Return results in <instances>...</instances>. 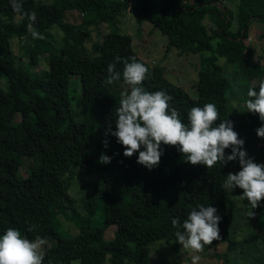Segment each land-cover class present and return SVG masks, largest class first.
I'll list each match as a JSON object with an SVG mask.
<instances>
[{
    "label": "trees",
    "instance_id": "trees-1",
    "mask_svg": "<svg viewBox=\"0 0 264 264\" xmlns=\"http://www.w3.org/2000/svg\"><path fill=\"white\" fill-rule=\"evenodd\" d=\"M23 10L36 13L32 29L56 25L63 36L60 47L49 45L42 52L26 48L27 65H19L11 38L31 39L29 21L12 9L10 0H0V234L15 227L29 239L40 236L54 241L44 251L43 264H150L154 241L177 243L172 219L182 223L191 209L202 204L215 207L221 217L220 239L213 243L227 242L231 250L235 244L231 192L222 184L233 161L212 168L194 166L184 161L177 148L166 145L152 170L137 163L138 153L125 157L123 146L105 132L109 126L115 130L120 92L128 86L122 77L111 85L105 79L107 65L115 57L135 56L150 72L142 86L169 94L183 120L191 107L208 102L217 106L220 120H230V81L217 60L239 62L250 81L264 78V56L252 59L243 35L257 21L263 24L264 38V0H238L234 10L223 0H23ZM70 10L80 12L79 22L65 19ZM125 11L160 30L174 29L182 13L197 16L201 21L197 47L207 54L200 57L196 98L170 82L160 67L142 59L128 34L106 32L87 45L92 29ZM42 54L47 68L35 69ZM117 68L122 71L123 64L117 62ZM72 76L79 79V121L72 119L68 94ZM248 115L252 132L248 148L264 157L255 131L262 122L258 115ZM101 153L111 162L99 163ZM23 158L37 162L26 176L19 174ZM77 171L95 177L91 192L82 200L83 214L68 198V176ZM61 211L77 232L63 228ZM258 212L264 222V200ZM111 225L116 229L106 239L105 230Z\"/></svg>",
    "mask_w": 264,
    "mask_h": 264
},
{
    "label": "clouds",
    "instance_id": "clouds-1",
    "mask_svg": "<svg viewBox=\"0 0 264 264\" xmlns=\"http://www.w3.org/2000/svg\"><path fill=\"white\" fill-rule=\"evenodd\" d=\"M10 4L15 12L22 13V18L29 21L32 37L43 39L32 29L36 13L24 11L23 0H10ZM117 62L123 64L122 71L117 68ZM149 76L148 66L135 56H117L107 65L105 84L111 85L122 77L128 87L120 92L115 130L109 126L105 136L110 134L117 139L123 146L125 157L138 153L137 163L149 170L158 166L163 155L162 145L177 148L184 161L194 166L212 168L238 160L239 170L227 174L222 188L230 192L241 189L240 199L247 200L251 208L258 207L264 200V163H257L248 156L243 147L244 140L234 131L233 122L227 118L220 120L217 106L210 102L202 107H191L186 121L183 120L173 107L169 94L164 90L148 91L142 86ZM244 107L249 113L258 115L262 123L255 131L258 137L264 138V78L247 88ZM103 144L108 147L107 139ZM226 149H230V153L226 154ZM110 162L111 157L101 153L99 163ZM220 220L215 207L197 205L182 223L179 218L172 219L171 223L177 229L176 242L185 250L201 252L205 245L220 239ZM46 243L45 238L29 239L19 229L8 227L0 234V264H43L42 248ZM193 259L195 262L199 257Z\"/></svg>",
    "mask_w": 264,
    "mask_h": 264
},
{
    "label": "rangeland",
    "instance_id": "rangeland-1",
    "mask_svg": "<svg viewBox=\"0 0 264 264\" xmlns=\"http://www.w3.org/2000/svg\"><path fill=\"white\" fill-rule=\"evenodd\" d=\"M49 2L51 0H41ZM192 0H189L191 2ZM230 8L235 9L238 0H223ZM18 20V18H16ZM65 19L77 23L80 21V12L77 10L67 11ZM201 21L192 13H182L174 29L160 30L152 27L151 23L138 18L129 11L122 12L112 22L102 23L98 28L92 29L91 41L87 44L91 46L93 41L99 40L106 32H118L128 34L132 38V45L139 56L149 64L162 69L166 78L181 87L190 97L196 98L195 82L197 72L200 67V57L207 53L201 52L197 47V31ZM202 22H206L203 20ZM233 28H235L233 26ZM263 24L254 21L244 32V41L251 46L252 59L264 56V38L261 36ZM44 38L28 37L19 39L11 38V46L16 61L21 66H26L28 56L25 54L26 48L33 51L42 52L47 46L60 47L62 45L63 33L56 25L35 29ZM38 66L35 69H46L47 60L45 56L39 55ZM217 62L221 65L224 75L230 81V89L227 92L230 108V120L233 122L234 131L244 140V149L248 156L257 163H264V157L253 148L249 150L252 132L250 117L245 110L244 100L248 85L257 83V79L250 81L242 70L239 62H226L224 57H219ZM35 69H30L34 71ZM69 98L71 103L72 119H81L80 106V86L79 79L70 78ZM250 136V137H249ZM250 142V143H249ZM258 146L264 147V139H256ZM256 152V150H255ZM37 163L36 158H23L19 169L21 176H26L30 165ZM239 163L233 161L231 171L235 173L239 170ZM94 174H82L76 172L68 176L70 187L68 198L73 201L76 209L83 214L81 207L83 198L88 195L93 188ZM241 189L236 188L230 194L231 204L229 205L230 228L234 232L235 244L231 250H227V242H215L205 245L203 251L192 252L174 241L156 240L150 246V264H264V225L263 218L259 215L258 207L251 208L247 200H241ZM254 215L250 216L251 213ZM58 218L65 230L75 233L78 228L61 211ZM116 226L111 225L105 230V238L113 236ZM54 244V241L47 240L43 246L45 249ZM199 259L194 262V257Z\"/></svg>",
    "mask_w": 264,
    "mask_h": 264
}]
</instances>
